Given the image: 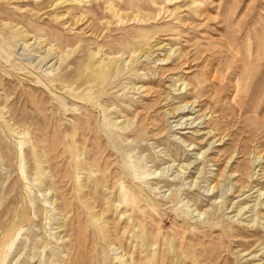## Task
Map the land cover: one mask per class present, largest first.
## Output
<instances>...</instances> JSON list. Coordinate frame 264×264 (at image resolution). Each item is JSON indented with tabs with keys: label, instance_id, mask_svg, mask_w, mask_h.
Wrapping results in <instances>:
<instances>
[{
	"label": "rangeland",
	"instance_id": "rangeland-1",
	"mask_svg": "<svg viewBox=\"0 0 264 264\" xmlns=\"http://www.w3.org/2000/svg\"><path fill=\"white\" fill-rule=\"evenodd\" d=\"M0 264H264V0H0Z\"/></svg>",
	"mask_w": 264,
	"mask_h": 264
},
{
	"label": "bare ground",
	"instance_id": "bare-ground-1",
	"mask_svg": "<svg viewBox=\"0 0 264 264\" xmlns=\"http://www.w3.org/2000/svg\"><path fill=\"white\" fill-rule=\"evenodd\" d=\"M103 149V148H102ZM104 175V174H103ZM140 176V175H139ZM140 178V177H139ZM61 180V179H60ZM123 193V192H122ZM150 208V207H149Z\"/></svg>",
	"mask_w": 264,
	"mask_h": 264
}]
</instances>
